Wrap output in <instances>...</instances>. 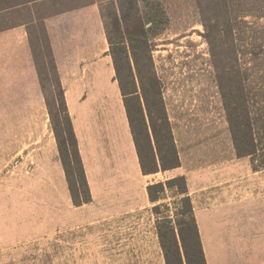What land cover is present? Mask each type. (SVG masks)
<instances>
[{
	"label": "rangeland",
	"instance_id": "1",
	"mask_svg": "<svg viewBox=\"0 0 264 264\" xmlns=\"http://www.w3.org/2000/svg\"><path fill=\"white\" fill-rule=\"evenodd\" d=\"M100 1L116 47L123 43L142 55L135 60L130 54V65L144 111L143 83L153 75L158 81L180 166L141 173L108 40L103 56L98 52L95 58L58 65L52 49L51 61L44 30H35L38 96L18 98L31 93L6 91L0 82V264H165L146 186L176 175L186 178L208 262L211 255L223 263L234 251L240 255L249 239L253 247L243 249V256L254 257L261 174L252 172L248 158L235 156L222 87L230 78L250 87L251 94L264 91V0H228L226 11L214 12L211 26L213 12L205 9L210 0H120L119 10L129 16L119 25L109 15V0ZM113 1L117 8L118 0ZM8 4L0 2V8ZM146 14L151 22L142 28ZM103 62L110 69L107 82L114 88L118 117L107 113L112 103L107 93L95 101L96 70ZM120 78L130 89L132 79L124 69ZM61 92L92 195L79 207L72 204L53 131V126L58 134L64 128ZM134 104H139L136 97L133 109ZM121 131L135 169L131 181L115 184L109 164L114 157L125 159L119 152ZM166 193L161 202L168 208L161 206L159 217H173L176 199Z\"/></svg>",
	"mask_w": 264,
	"mask_h": 264
},
{
	"label": "trees",
	"instance_id": "2",
	"mask_svg": "<svg viewBox=\"0 0 264 264\" xmlns=\"http://www.w3.org/2000/svg\"><path fill=\"white\" fill-rule=\"evenodd\" d=\"M206 2L208 11L213 12L210 20H215L214 12L218 8L227 10L228 0H210ZM119 2L109 0L111 4L110 16L115 24L126 19L129 15L119 10ZM108 15V16H109ZM151 19L148 14L143 17L142 28ZM206 23H203V25ZM211 31V30H209ZM109 43V54L115 70V79L118 81L119 89L123 98L126 117L135 152L138 159L140 171L143 175L155 174L159 171H167L180 166L178 151L173 138L170 122L164 113L161 96L159 93L158 81L155 76H150L143 83L144 111L139 97L135 95L136 87L133 82V72L130 65V54L135 60L142 56L135 50L116 47V43L109 36L105 29ZM145 32L143 31V34ZM46 42L48 39L44 34ZM147 37H143V44L146 45ZM123 42V40H122ZM49 48V56L53 63L52 52ZM147 48L144 53H147ZM146 55V54H144ZM123 63V64H122ZM124 69L130 76V89H126L120 78L121 70ZM139 70V67L137 66ZM222 87L226 120L231 136V141L237 158H248L253 171H264V91L259 89L257 93L251 94L250 87L234 79H228ZM147 85V89L144 88ZM58 85L60 86L59 79ZM61 89V86H60ZM151 93L148 95L147 93ZM137 99L138 106L134 109L131 106L133 98ZM59 103L63 116V126L58 134L53 126L58 151L65 174L67 188L72 201L76 207L88 204L92 201V195L86 178L83 162L78 150V143L73 126L68 114L63 92L60 93ZM148 117V123L146 117ZM63 137H62V136ZM171 191L174 198L175 208L173 217L170 214L158 216L159 208H168L165 202L168 197L166 191ZM148 200L154 205L151 211L156 215V233L158 242L163 254L165 264H207L203 244L195 216L192 198L189 194L186 178L184 175H176L164 181L148 184L146 186Z\"/></svg>",
	"mask_w": 264,
	"mask_h": 264
},
{
	"label": "crops",
	"instance_id": "3",
	"mask_svg": "<svg viewBox=\"0 0 264 264\" xmlns=\"http://www.w3.org/2000/svg\"><path fill=\"white\" fill-rule=\"evenodd\" d=\"M0 2L9 3L0 8V17H2L0 20L6 19V22L0 25V82L7 84L2 87L6 91L31 93L16 95L18 98H33L40 93L39 74L31 42L35 30H44L58 65L59 60L95 58L98 52H100L99 56H103L106 50L107 37L101 14L103 1L0 0ZM104 63L100 65V69L96 70L93 88L95 101L100 95L107 93L112 102L107 113L109 116L115 113L118 117L114 88L107 82L110 69L103 65ZM123 139L125 140V136L121 131L122 144L119 152L125 154V159L114 157L112 164H109L111 165V181L115 184L131 181L130 174L135 169L134 162L127 157L128 149ZM252 172L261 174V190L255 193L254 257L243 256V249L249 252L253 247L249 239L245 244H241L240 255L237 256L235 251L232 252L225 263L222 262V258H219V261L211 255L210 262L206 259L207 264H228L229 258L236 259L233 262L235 264H243V260H238L242 258L255 264H264V171L252 170Z\"/></svg>",
	"mask_w": 264,
	"mask_h": 264
}]
</instances>
